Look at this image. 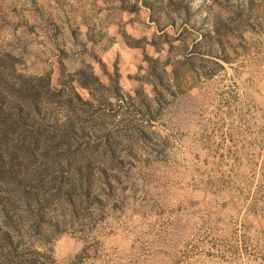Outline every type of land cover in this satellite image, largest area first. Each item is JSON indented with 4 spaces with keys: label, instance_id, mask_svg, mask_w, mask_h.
<instances>
[{
    "label": "rangeland",
    "instance_id": "obj_1",
    "mask_svg": "<svg viewBox=\"0 0 264 264\" xmlns=\"http://www.w3.org/2000/svg\"><path fill=\"white\" fill-rule=\"evenodd\" d=\"M1 207L36 264H264V0H0Z\"/></svg>",
    "mask_w": 264,
    "mask_h": 264
},
{
    "label": "trees",
    "instance_id": "obj_2",
    "mask_svg": "<svg viewBox=\"0 0 264 264\" xmlns=\"http://www.w3.org/2000/svg\"><path fill=\"white\" fill-rule=\"evenodd\" d=\"M163 66L167 65V62H163L162 63ZM86 73L84 70H78L74 77L76 78L78 84L83 87V88H88L89 87V83H88V77L85 76ZM93 77V74H91ZM47 81L45 84L41 83V88L43 89L44 93L48 94V96H55L54 92L51 90L50 87V75L47 76ZM95 78V76H94ZM77 98V101L82 104V105H87V101L82 100L79 96H75ZM67 160V161H66ZM65 160V162L62 165V167L67 168V171L71 170L74 166L76 171L74 170V172L78 173L79 176L83 175V172L85 173H89L91 171H93L94 167H95V162L93 161H85V160H79L78 162H73L71 160H69V158H67ZM82 180V179H81ZM75 179L72 178V180L70 182H65L64 185V192L62 194H64V198H66L65 202L66 204L70 207V211H72V213L76 212V208H78L79 206L77 204H75L73 201V194L75 193L77 187H79L80 189L82 188V183L77 184L74 182ZM87 183V182H86ZM88 184H86V189H87ZM31 195L33 196L34 190L31 191ZM26 197L23 198V200L25 201L24 203L28 204L29 203V197L28 195H25ZM54 194H50V197L53 198ZM49 197V196H48ZM44 198L43 200H50L51 198ZM33 199V198H32ZM79 201L78 203L80 204L81 201L83 200H77ZM64 202V203H65ZM33 205L30 204L27 207V211L29 212H34L36 211L35 209L33 210ZM35 208V206H34ZM8 212L1 207L0 209V251H2V261L0 264H36L39 256H43V253H41L40 251L36 250V249H29V247H25L22 246L20 247V242L23 240V234L20 232H16L15 233V237H17L19 240L14 242L13 240V230H11V225L9 223V218H8ZM20 249L21 254L20 255H15L16 251ZM85 250H83V252L81 253V255H83L86 252V248H84ZM12 254V255H11ZM14 256L15 258L14 260H10L9 261V257ZM80 254L77 255L78 259H83V257Z\"/></svg>",
    "mask_w": 264,
    "mask_h": 264
}]
</instances>
